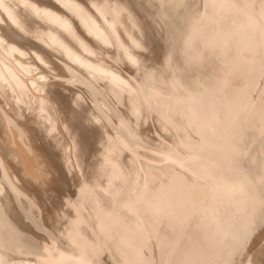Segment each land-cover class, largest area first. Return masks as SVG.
I'll list each match as a JSON object with an SVG mask.
<instances>
[{"label":"bare ground","instance_id":"6f19581e","mask_svg":"<svg viewBox=\"0 0 264 264\" xmlns=\"http://www.w3.org/2000/svg\"><path fill=\"white\" fill-rule=\"evenodd\" d=\"M54 1L68 6L76 0H2L0 25L3 32L11 35L22 49L40 50V56L49 59H52V53L57 52L78 65L73 66L81 74L84 75V70L92 76L91 79H84L95 85L99 92L89 90V83L82 85L92 91L93 106L102 113L99 115L107 120V125L116 129V134L110 139L111 152L115 151L120 156L125 143H147L140 128L134 126L133 130L124 122V117L132 122L130 111H157L179 134L178 144L169 148L168 156L180 165L187 164L204 177L189 179L174 169L168 181L158 180L157 183L154 170H161L160 164L141 163L142 172L135 157L124 154L131 163V170H126V158L121 155V159H117L106 154L93 175L94 183L88 178L81 183L82 189L72 204L77 219L71 223L73 233L66 243L55 230L65 213L57 210L55 216H47L51 226H46L45 218L33 210L34 206L24 199L22 191L4 168V164H12L6 159V150L17 159L18 154L13 152L17 148L25 156V160L18 158L19 169L26 167L33 174L36 166L32 163V167L29 163L27 166L25 161L30 156L37 160L38 154L33 155L34 152L20 144L17 133L26 131L23 123L24 127L11 126L8 130L10 126L6 127L5 121L11 116L5 109H0L1 123L12 145L6 150L0 147V264H10L12 260H17L18 264H227L233 260L237 264L241 261L245 264V256L251 254L264 236V219L261 217L264 200V104L261 101L264 100L263 93L262 96L254 95L259 83L264 82L262 0H115L114 7L105 11L114 15L120 13L117 21H121L116 29L109 26V17L100 16V21L108 27V36L102 39L96 37L98 34L92 28L88 33L85 31L87 23L83 19H75L76 31L81 32V36L83 33L87 36L85 39L88 38L94 45V53L88 51L87 45L84 47L82 42L81 45L77 39L73 40V32L53 21L52 17L49 19L48 14L37 15L38 10L41 13L56 10ZM79 2L82 3V0ZM202 2L205 8L200 14L199 5ZM134 32L133 42L125 40L124 44L123 40L118 41V37H132ZM69 42L73 45L69 46ZM112 42L119 47L116 49ZM16 45H11L12 49ZM103 45L112 46L115 49L112 59L132 65L138 75H133L131 71V76L126 77L112 68L105 57L108 51L103 50ZM3 48L8 51L4 45ZM82 51L88 52V58L94 57L91 60L94 65L85 54L83 56ZM165 51L164 60L158 65L151 63ZM1 57L3 61L4 56ZM12 58L9 59L14 62ZM67 61L62 63L67 65ZM3 63L0 62V84L13 87L14 82L17 100L26 101L29 98V103L35 100L33 102L38 105L33 104L36 109L31 106L37 111L34 119L30 117L36 125L37 139L51 150L55 147L62 149L57 135L62 132L58 128L63 126V119L60 123L57 117L60 113L57 115L48 100L39 98L40 95L34 92L33 89L40 93L43 90L39 81L27 82L20 70L23 64L19 65L18 60L13 64L20 71H15L11 63L3 67ZM106 75L111 77L114 86L107 84ZM80 77H75L78 79L76 82H82ZM49 93L46 92L50 102H56V96H53V102ZM110 97L126 106L127 110L113 107L111 101L107 103ZM82 99L78 94L76 102L73 98L74 104H68L72 107V114L80 120L85 119V122L73 126L71 123L68 125L70 119H66L67 126L64 125L75 152L84 157L89 136L83 137L81 130L89 131L86 121L95 117L82 105ZM37 100L42 103L39 105ZM251 101L255 108L248 109ZM60 102H56L60 105L55 107H59L58 112L63 101ZM102 110L114 119L115 125L104 117L106 114ZM66 116H69V111L64 114ZM192 128L200 133L198 139L189 137L188 131ZM182 147L186 148L184 152ZM58 158L66 166L71 165L69 156ZM83 159V162L77 163L80 167L83 166ZM105 178L109 184L104 186L101 180ZM134 180L137 183L135 186L132 183ZM34 228L46 233L53 244L48 245L38 239L40 235L35 234ZM205 232L210 237L203 239ZM245 237L246 246L240 249L239 244ZM152 239H156L162 249L158 248V255L151 252ZM260 249L253 258L258 260L256 264H264V248ZM105 251L108 252L107 258L102 256ZM151 259L154 261L150 262Z\"/></svg>","mask_w":264,"mask_h":264},{"label":"rangeland","instance_id":"374dc122","mask_svg":"<svg viewBox=\"0 0 264 264\" xmlns=\"http://www.w3.org/2000/svg\"><path fill=\"white\" fill-rule=\"evenodd\" d=\"M4 2H5V0H4ZM54 2L56 4L54 6L57 7L56 10L53 9V11H52V9H50V10L46 11V13H45V11H43L41 13L39 10H38L39 12L37 10H35L38 13V14L37 13L36 14L37 15L41 14V16L42 15L45 16L46 14H48L50 16L49 19L52 17L53 21H56V22H59L60 24H62L68 30L73 32V34L75 35L74 36L72 34L73 40L77 39L78 42L80 41V44L82 42L84 47H86L85 45H87L86 48L88 49L89 52L92 51L94 53V51H95L94 50V45L91 43V41L88 38L85 39L86 35L84 33L81 36V32L76 31V21H75V19L77 17L83 19L87 23V26H86L87 28L86 27L84 28L87 33L92 28L91 30H93L96 35L98 34L97 36L96 35L95 36L96 37L99 36V38H101V39L103 37L108 36V27H106L107 25L104 26V22L103 21H100V19H101L100 16L102 18L109 17V20H108L109 21V23H108L109 26L115 27L116 29H118L117 28L119 26L118 23L121 21L120 19L117 21V18L121 17L120 13H115V15H114L113 13L112 14L111 13L108 14V12L105 11L106 8L112 9L111 6L114 7L115 0L114 1H112V0H97V1L90 0V3H89V0H85V1L82 0V3L81 2L78 3V0H76L75 3H68L69 7L66 4L62 3V2H60V3L56 2V1H54ZM84 2H85V4H84ZM104 2H105V4H104ZM109 2H110V4H109ZM0 4H3L2 0H0ZM79 4H81V5H79ZM85 5H87V7ZM90 6L91 7L93 6V7L91 8ZM60 7H62V9H60ZM199 7H200L199 8V13L201 14V13H203L204 8H205L204 7V3L203 2L200 3ZM77 8H79V9L82 8V10H79ZM91 9H92V11H91ZM50 11H52L53 13L50 12ZM71 11H72V13H71ZM92 12H94V14H92ZM100 12L102 13L103 16L100 14ZM68 14H70V15H68ZM60 16H61V18H60ZM66 16H68V17L66 18ZM95 16H97L96 17L97 19L95 18ZM62 19H63V21H62ZM70 19H74L73 22L75 24ZM99 21H100V23H98ZM103 26H104V28H102ZM93 27H96V28L94 29ZM99 28H101V29H99ZM2 29L3 28L0 25V35H1L0 42H1V44L3 43L4 47H6V50H8V51H4L5 49L3 48V45L1 46V44H0V49L2 51H4V52L0 51V59H2L1 56H4L3 57V61L0 60V62H2V63L5 62V63H3V67H6L7 65H10V63L12 64V65H10L12 67V66H14L13 63L15 61H17V60L19 61V65H21L20 63H22L23 66L25 65L26 67L22 66V69L20 67V70H22V74H23L22 76H26V79L28 81L25 78H24V80H26L27 82H32L33 80L39 81L38 83L40 84L41 88L43 87L42 88L43 90H41V93H40L38 90L33 89L34 92L38 93L40 95L39 98L40 97L41 98L42 97L46 98L48 100L49 104L56 111V114L60 113L59 115L57 114L59 122H60L61 118L63 119L62 123L60 122L61 125H63V126L59 125V128H58V130L61 129L63 133L59 132L58 135H57V138L59 139V140L57 139V141L61 144V147H63V148L59 149V148L55 147L53 150H51L50 148H47L44 144H42L41 141H39L37 139L36 135H35L36 125H35L34 122L31 121L32 118L34 119V115H35V113L37 111L35 109L38 107L37 103L35 102L36 103L35 104L33 102L35 100L32 101V104L29 103V98H26V101L17 100L16 99V95H15L16 91H17L15 89H17V88H16V86H14L15 85L14 82H12L13 83V87L12 86L10 87L8 84H4V86H2V84H0V92H1L0 93V109H5L6 111L9 112V114L11 116V117H8L6 119V121H5L6 127H7V125L10 126V127H8V130H11V126L22 125V123H23V125L25 126L24 129L26 131H24L22 133H17L18 134V138H20V144L23 147H26L29 151L34 152L33 155H35V153L38 154L37 160L33 156L26 157L27 160L25 161V164H27V166H28V163L29 164L32 163L33 165L36 166L35 169H33V174H30L29 170L26 167L19 169V165L20 164H18V160L20 158L22 160H25V158H24L25 156H23V154L21 152H19V150L17 148H15L13 150L15 155L18 154L17 159L12 156L10 151H9V153H7L8 149L6 150V148H7V146L10 145V143H9V139L7 138V135L5 134L6 131L4 132V125H3V123H1V120L3 118L0 115V140H1L0 141V147H2L3 149L6 150V152H5L6 159L9 160L12 163V164H9V165L4 164V168L10 174L12 181L13 182L15 181L16 184H17V187L22 191L21 195L25 196L24 199L29 200L31 202V204L34 206L33 210H35V212H40V215L45 218L44 221L46 223V226H48V227L51 226V221L48 220L47 216L51 217L52 216L51 214H54V216H55V213H56L57 210H59L60 212L59 211L58 212L61 213V214L63 212L65 213V214L63 213L65 216L62 218V220L57 225L58 228L55 227V230H56L57 234H59L61 236L62 240H64L67 243V241H69V236L71 237L70 234L73 233L72 232L73 228L71 227V223L76 221L77 215L75 214V211H76L75 206H73L72 204H74V202H75L74 200L77 198L78 192L82 189V185H81L82 181L84 180V178H88V179H90L89 181L91 183H94L93 175H94V173H97V170H98L97 167H99V165L101 164L103 158H105V156H107V155L108 156H113V157H115L117 159H121V155H122L123 158H126L125 156H127V155H128V157L129 156L135 157V159L138 162L139 167L141 165L140 168H142V164L141 163H150V164H155V165H157V164L159 165L160 164L159 167L161 168V170H158V169L154 170V173H155V175L157 177V181H156L157 183L160 180L161 181L164 180L165 182L168 181L170 179V177H171L172 170H174V169L181 171L189 179H195V178L199 179V180L201 179L200 176L202 174L199 171L197 172L195 170H192V168L189 167L185 163L180 165L177 161L175 162V160H173V158L168 156L167 153H169V148H171L172 146H175V144L179 140V134L176 132L175 129H173V126L170 125L169 122H167L166 119L157 111H156L157 113L155 111L153 113H149V112L145 111L144 109L141 110L140 113L136 112V111H130L132 122H130V120H128L127 118L124 117V122L127 123L128 126L131 129L134 130L135 129L134 126H137L138 128H140L143 131V136L147 140V143L144 144L145 146L142 145V144L141 145L137 144V143H135V144L125 143L124 144L125 148H124L123 152H121V150L119 152V153H121L120 156H119V154L117 155V153L115 151L111 152L110 149H112V147H111L110 139H111L112 136H114L116 134V129L113 126H111V125H107V120L105 121L103 116H101L102 113L97 108H95V106H93L94 105L93 100H92L93 93H94L95 90L97 92H99V91L95 87V85H93V84L91 85L89 82H87L84 79V78H86V79L90 78L91 79L92 76L87 71H84V70H83L84 75L81 74L80 71H78V69L77 68L75 69V67H74V66H78V65H76L74 62H72L68 57H66V56L64 57V55L59 54L57 52L52 53V55L53 54L54 55L52 56V59L51 58L49 59V58H44L43 56H40V53L38 52L40 50H38V49H36L38 51H35V49H33V50L22 49L21 47L18 46V44L15 41V39L11 35L10 36L5 35V32H3L4 30H2ZM96 31H98V32H96ZM83 36H84V38H83ZM122 36L120 38L118 37V39H119L118 41L123 40L124 44H125L127 41L128 42H133V38H135L136 35H135V32H134V35H132V37L129 36V35L127 37H125V36L122 37ZM111 37H113V36H111ZM62 38H65V40H66L67 37H62ZM125 40H126V42H125ZM6 41H7V43H6ZM114 42L117 43V41H114ZM114 42H112V43H114ZM71 44L72 43L69 42V46ZM11 45H16V46H13L14 49H12ZM115 45H116V49H117L119 46L117 44H115ZM91 46H93V47H91ZM89 49H91V50H89ZM103 50L108 51L105 54V57L107 58L108 64L112 68H114L116 71H120L126 77L131 76L132 72H133L132 73L133 75H138L136 69L133 68L132 65H130L128 63H124L123 64V62H117V61L112 59V55H114V51L113 50H115V49H113L112 46L103 45ZM10 51L12 53H10ZM82 52H83V56L85 54V57H87L86 54L88 52L87 53H85L84 51H82ZM165 54H166V51L164 53L160 54V57H157V59L153 60L151 63L155 62L153 64L158 65L161 62V60H164ZM7 55L9 57H7ZM38 55L40 56L39 57L40 59L38 58ZM90 55H91V53H90ZM12 56H13V58H12ZM6 58H7V62H6ZM9 58L14 59V60H12L14 62H11V60ZM87 60H90V62H91V60H94V57L92 59V56H89V58ZM63 61H67V65H64V63H62ZM55 63H56V65H55ZM57 63L59 65V67L57 66ZM68 63H70V64H68ZM91 63L93 65L95 64L94 61H92ZM16 64H18V63H16ZM53 67H54V69H53ZM65 67H66V69H65ZM13 68L15 69V71L19 70L18 68L16 69L15 66ZM72 72L74 74L76 73V75H73ZM41 75L45 76V77H42ZM29 76H30V78H28ZM76 76H78V78H79V76H81L80 79L82 78L86 82H84L82 79H81L82 82H80V83L76 82V81H78V79L76 80V78H75ZM35 77H36V79H35ZM104 78L106 79L107 84H110L111 86L115 85L114 82L111 81V77H109L108 75H106ZM82 83H84V84L85 83H89L90 85L89 84L88 85L91 88L88 87V89L89 90L91 89L92 91L94 90L93 93H92V91L87 90V87L83 86L84 84L82 85ZM101 83H102V81H101ZM263 84H264L263 81H261L259 83L258 88L256 89V91H254V95L255 96L256 95L259 96V95H261L263 93L262 94L263 96L262 95L261 96L263 97V100H264V92H263L264 91V88H263L264 85ZM32 87H34V86H32ZM259 88L262 89V90L260 91ZM47 89L48 90L50 89V90L48 91ZM45 90H46L47 94L49 92L52 93V94L49 93L50 96H52V97L56 96L57 99H55L53 97L52 101L55 99V101L57 103H59V104H61L60 101H63L62 106L60 107V112H58L59 111V107L55 109V107L58 106L59 104L57 105V103L54 102V101H53L54 103H51L50 102L51 98H49V95H47L46 92L43 93V91H45ZM53 94H55V95H53ZM78 94H80L82 96V98H83L82 99V105L84 107L88 108V113L89 114L91 113L92 117L94 116L96 118V119L92 118V120L86 121L88 123V125L90 126L89 127V131H87L88 129L81 130L83 137L84 136H89V140L87 142L88 143L87 144L88 148L85 149L84 157L78 153L80 156H82L81 158L77 154V152H75L76 150H74V144L72 143V139H71L70 135L65 130V128L67 126V123H65L66 119H67V121L70 119L69 122H68V125H70V123H71V124H73V126L74 125H79V124L85 122L84 121L85 119L80 120L77 116L72 114V111H71L72 107H70V105L68 104L70 102V104L73 105L74 104L73 103V101H74L73 98H75L74 102H76V96H78ZM59 98H61V100H59ZM96 100H97V102H99L98 99H96ZM260 101H258V102H260ZM37 102L39 103L40 100H37ZM109 102L115 108H119L120 110H123V111L127 110L126 106L118 103L114 97H110V100H107V103H109ZM41 103L42 102H40L39 105ZM249 103L250 104H248V102L246 103V104L249 105L248 109L249 108H255V107H253L254 103L252 101L249 102ZM261 103L264 104V101L263 102L261 101ZM28 104H29V106H28ZM33 104H35V106L37 105V107L35 108ZM65 104H67V105H65ZM32 105H33V107L35 109H33V107L31 108ZM99 107L101 108L100 105H99ZM243 107L245 109L247 108L246 106H243ZM241 108H242V106H241ZM61 110H62V113H64V114L67 111H69V116H66L67 118L64 117V114L61 113ZM103 112L106 114L104 117L109 118V120H111V123L113 125H115L114 119H112V117H110V116H107V113L105 111H103ZM89 114H87V115H89ZM99 114H101V115H99ZM66 115H68V113ZM12 117L14 118V121H13ZM30 117H32V118H30ZM68 117H71L72 119L68 118ZM181 118H182V116H181ZM18 119L21 120L22 122L20 121V123H19ZM60 123H58V124H60ZM64 123H65L66 126L64 125ZM55 130L58 131L57 129H55ZM85 131L87 132V134H86ZM23 133H25V134H23ZM188 134H189V137L193 136L196 139H198L200 137V133L196 132V130L194 128L190 129V131H188ZM168 139H170V140H168ZM9 147L12 148V145H10ZM184 149H186V148L182 147V150H183L182 152H184ZM73 150H74L75 153H73ZM108 151H110V152H108ZM144 151H145V153H144ZM149 151H152V152L154 151V153L149 152ZM124 154H125V156H123ZM59 156L62 157V158L65 157V156H69V163L71 165L69 164L70 166L68 167L63 162H60V160L58 158ZM158 156H160V157H158ZM79 158H80L81 161L79 160ZM82 158H84L83 159L84 160V163H83L84 167L83 166L80 167L77 164L79 162L80 163L83 162ZM42 162H44V163H42ZM32 164H31V167H32ZM89 164H90V166H89ZM96 164H98V165L96 166ZM166 164H167V166H166ZM124 165L126 167V170H131V163L129 162V159L126 158V162H125ZM174 165H177V166H174ZM61 170H63V171H61ZM143 170L144 169L142 168V172H144ZM133 172H135L134 169H133ZM88 173H90V174H88ZM202 177H204V175H202ZM101 182H102V184L104 186L109 184L107 178L102 179ZM57 183H59L60 186ZM132 183H133L134 186L137 184L135 182V180L132 181ZM63 189H65V190H63ZM199 191H201V189H199ZM200 193H202V192H200ZM37 196H38V198H37ZM68 212H69V214H68ZM33 231L36 232L35 234L40 235L38 237V239H40V240L42 239L43 243L48 244V245L53 244V241L50 239V237H48L46 233L44 234L43 231L41 232V230H39V229L37 230L36 228H34ZM37 231H38V233H37ZM35 234H33V236ZM202 237H203V239L204 238H208V237H210V234L205 232V233L202 234ZM262 240H263V242H261ZM260 243H261V245H260ZM257 244H258V247H256ZM257 244H256L255 248L253 249V251L251 252V254L245 256L246 257V258H244V260H245L244 263L245 264H249V261H252L253 264H256V262L258 260L256 259L257 261H255V260H253V258L257 254L256 253L257 251H261L260 248H262V247L264 248V246H262V245H264V236H262L260 238V240H259V242ZM158 248L160 249V251L162 250L160 245L157 244L156 239H152L151 252L155 253L156 255H158V253H159V249ZM147 252L151 253L149 250ZM107 255H108V252L105 251V252H103L102 256L107 258ZM33 257L36 258L37 256H35V254H34ZM247 257H249V258H247ZM246 259H247L248 262L246 261ZM153 261L154 260L151 259L150 262H153ZM16 263H17V260L16 261L12 260V262H10V264H16Z\"/></svg>","mask_w":264,"mask_h":264},{"label":"snow or ice","instance_id":"6c2138e0","mask_svg":"<svg viewBox=\"0 0 264 264\" xmlns=\"http://www.w3.org/2000/svg\"><path fill=\"white\" fill-rule=\"evenodd\" d=\"M262 7H264V0H262ZM261 217H262V219H264V200H262V203H261ZM246 243H247V237H245L240 242L239 248L242 249L243 247H245ZM227 264H237V262L233 260V261L227 262ZM240 264H243V261H241ZM249 264H252V261H249Z\"/></svg>","mask_w":264,"mask_h":264}]
</instances>
